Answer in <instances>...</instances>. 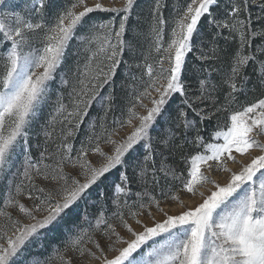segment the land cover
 I'll list each match as a JSON object with an SVG mask.
<instances>
[{
	"label": "snow or ice",
	"instance_id": "snow-or-ice-1",
	"mask_svg": "<svg viewBox=\"0 0 264 264\" xmlns=\"http://www.w3.org/2000/svg\"><path fill=\"white\" fill-rule=\"evenodd\" d=\"M168 9L0 0V264H264V0Z\"/></svg>",
	"mask_w": 264,
	"mask_h": 264
},
{
	"label": "trees",
	"instance_id": "trees-1",
	"mask_svg": "<svg viewBox=\"0 0 264 264\" xmlns=\"http://www.w3.org/2000/svg\"><path fill=\"white\" fill-rule=\"evenodd\" d=\"M178 0H166V3L168 4L169 6V11L171 10V7L173 4L177 3ZM152 3V0H137V12H142L144 16L147 15V9L150 7ZM168 12L166 11L165 12V15H167ZM135 17L133 18V22H135ZM206 23V21H205ZM75 43V42H74ZM76 59V56H75V48L73 49H70L69 51V60H68V64L69 65H72L74 63ZM117 83L119 84V78L117 80ZM250 89L252 88V85L249 86ZM59 91H64L65 92V95H66V89L62 90L59 86V84H54L52 86V99L53 101H55L56 99V94L57 92ZM260 93H261V89L259 87H256V89L254 91H251L249 92V96H248V99L249 100H254V99H257V98H260ZM117 94L120 95V90L119 88L117 89ZM97 110H98V106L94 107L92 110H91V116H96L97 115ZM50 111V107H45L44 110H43V114L39 116V120L40 121H43L47 118V114L48 112ZM224 119V117L222 116V120ZM215 122H213L214 124ZM212 131V128L209 127L208 131L205 133L206 136H208ZM117 173H114L112 177H110L109 179H115ZM96 191H98V189H94L93 190V194L92 196L90 197V200H94L96 199ZM87 210L89 213H93L95 212V207L90 203V202H85V203H81L79 205V211L78 213L75 215L74 219H75V222L76 223H79L80 222V218L81 216L83 215L84 211ZM72 227V223L70 222L68 224V228L71 229ZM66 238V233L61 231L57 237L52 241V244L47 247L46 249H43V250H40L38 252V255H40L42 258L43 257H47L49 255H52L53 254V248L54 247H62V243L64 241V239Z\"/></svg>",
	"mask_w": 264,
	"mask_h": 264
},
{
	"label": "rangeland",
	"instance_id": "rangeland-1",
	"mask_svg": "<svg viewBox=\"0 0 264 264\" xmlns=\"http://www.w3.org/2000/svg\"><path fill=\"white\" fill-rule=\"evenodd\" d=\"M104 2L107 4L108 0H104ZM122 2H123V0H116V6H120V4ZM51 101L54 102L52 98H51ZM32 136H33V144H35V140H36L35 130L33 131ZM77 146H79V145L77 144ZM229 166L235 167L234 165H231V164H229ZM206 174H208V173L206 172ZM211 178L219 180L220 182H223L224 174L217 173L215 175H212ZM207 187H210V186H207ZM203 190H204V188L198 189V191H203ZM178 195L180 196L181 200H183L186 204H189V205L193 204L194 202H196L199 199L198 195H197V197H191L189 194L184 193V192H181ZM0 203H2V201H0ZM161 207H164L170 213H175V212H178L180 210L178 205L175 202H170V201H162ZM154 215H156L155 212H154ZM159 218L160 217L157 215V219H159ZM133 226L135 227L134 224H133ZM122 234H124V233L122 232Z\"/></svg>",
	"mask_w": 264,
	"mask_h": 264
}]
</instances>
